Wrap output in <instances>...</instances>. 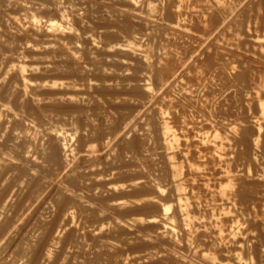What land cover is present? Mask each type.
I'll use <instances>...</instances> for the list:
<instances>
[{
	"label": "rangeland",
	"instance_id": "obj_1",
	"mask_svg": "<svg viewBox=\"0 0 264 264\" xmlns=\"http://www.w3.org/2000/svg\"><path fill=\"white\" fill-rule=\"evenodd\" d=\"M1 1L0 158L11 165L0 173V264H264V0ZM60 8L75 26L48 29ZM19 63L34 77L29 93L10 69ZM232 177L241 185L224 196ZM173 184L190 222L174 235L173 212H160Z\"/></svg>",
	"mask_w": 264,
	"mask_h": 264
},
{
	"label": "bare ground",
	"instance_id": "obj_2",
	"mask_svg": "<svg viewBox=\"0 0 264 264\" xmlns=\"http://www.w3.org/2000/svg\"><path fill=\"white\" fill-rule=\"evenodd\" d=\"M8 1H9V0H8ZM14 1H15V0H14ZM17 1H18V0H16V2H17ZM24 1H25V0H24ZM58 1H59V0H58ZM115 1H116V0H115ZM242 1H243V0H242ZM4 2H6V1H4ZM4 2H3V3H4ZM9 2H10V1H9ZM11 2L13 3V1H11ZM16 2H15V3H16ZM26 2H27V1H26ZM26 2H23V3H26ZM28 2H29V1H28ZM28 2H27V3H28ZM59 2L61 3V0H60ZM137 2H138V1H137ZM179 2H180V0H179ZM193 2H194V1H193ZM199 2H200V1H199ZM0 3L2 4V1H1V0H0ZM20 3H21V2L18 3V6L20 5ZM55 3H56V2H55ZM124 3H125V2H124ZM186 3H187V2H186ZM186 3H185V4H186ZM1 4H0V5H1ZM16 4H17V3H16ZM51 4H52V3H51ZM181 4H182V1H181ZM251 4H252V3H251ZM6 5H7V4H6ZM14 5H15V4L13 3V6H14ZM22 5H23V4H22ZM54 5H55V7H57L56 4H54ZM54 5L52 4V6H54ZM58 5H59V4H58ZM187 5H188V4H187ZM195 5H196V4H195ZM243 5H244V4H243ZM16 6H17V5H16ZM23 6H24V5H23ZM25 6H26V4H25ZM25 6L22 7V10L24 11V13H28V15H31L30 17H31L32 19H31V18H30L31 20L28 19L29 22L33 21V23L35 24V26H36V23H38L37 25H40L39 22L42 21V20H40V19H42V18H41V13H40V15L37 13V12H38V8H37V10H36V8L33 7V6H32V7H26V8H25ZM35 6H36V4H35ZM41 6H42V4H41ZM63 6H64V5H63ZM172 6H173V5H172ZM181 6H183V5H181ZM184 6H185V5H184ZM8 7H9V6H8ZM8 7H7V8H8ZM60 7H61V6H60ZM19 8H20V7H19ZM19 8H18V9H19ZM220 8H221V7H220ZM20 9H21V8H20ZM52 9H54V8H52ZM55 9L57 10L58 8H55ZM62 9H63V8H62ZM62 9L60 8V12L63 14V15H61V16H62V20L60 19L61 17H60V18L58 17V16L60 15L59 13H56V14H55V11H56V10H55V11H52V12H54L55 15H58L57 17H58V19L61 20V23H60V21L57 22L58 19L56 18L57 20H55V22H54V21H50V23H49L48 25H46V26H48V29L55 30L56 28H57V29H58V28L61 29V28H66L67 26H69V25H66V24L63 22V20L66 19L67 15L64 14V12H65L66 9H65V10H62ZM175 9H176V8H175ZM261 9H262V8H261ZM13 10H14V9H13ZM50 10H51V9H50ZM61 10H62V11H61ZM250 10H251V9H250ZM4 11L6 12V10H4ZM18 11H19V10H18ZM25 11H26V12H25ZM29 11H31V13H30ZM44 11H45V10H44ZM58 11H59V10H58ZM252 11H253V10H252ZM41 12H42V11H41ZM248 12H249V11H248ZM0 13H2V11H0ZM18 13H19V12H18ZM24 13H23V14H24ZM47 13H48V12H47ZM49 13H50V12H49ZM49 13H48V15H49ZM66 13H67V12H66ZM69 13H70V12H69ZM176 13H177V12H176ZM15 14H16V13H15ZM43 14H44V13H43ZM45 14H46V13H45ZM54 14L52 13L53 16H54ZM72 14H73V13H72ZM254 14H255V13H254ZM4 15H5V14H4ZM4 15H3V16H4ZM17 15H18V14H17ZM25 15H27V14H24V16H23V17L21 16V17H22L23 19H24V18L26 19L28 15H27V16H25ZM3 16H2V17H3ZM91 16H92V15H91ZM91 16H90V17H91ZM96 16H97V15H96ZM99 16H100V15H99ZM78 17H79V16H78ZM80 17H81V16H80ZM209 17H210V16H209ZM252 17H253V16H252ZM43 18H44V17H43ZM73 18H74V17H73ZM2 19H3V18H2ZM18 19H19V18H18ZM48 19H49V18H48ZM69 19H70V18H69ZM78 19H79V18H78ZM87 19H88V17H87ZM92 19H93V17L91 18V20H92ZM12 21H13V20H12ZM43 21H44V20H43ZM65 21H66V23L68 24L67 19H66ZM74 21H75V20H74ZM74 21H72V22H74ZM21 22H22V19H21ZM29 22H28V23H29ZM70 22H71V21H70ZM70 22H69V23H70ZM75 22H76V21H75ZM75 22H74V24H75ZM26 23H27V22H26ZM47 23H48V22H47ZM85 23H86V22H85ZM216 23H217V22H216ZM253 23H254V22H253ZM30 24L32 25V28H33L34 24H32V23H30ZM30 24H29V25H30ZM64 24L66 25V27H64ZM71 24H72V23H71ZM77 24H78V23H77ZM129 24H130V23H129ZM231 24H232V23H231ZM244 24H245V23H244ZM244 24H243V25H244ZM14 25H15V24H14ZM31 25H30V26H31ZM81 25H82V24H81ZM87 25H88V24H87ZM30 26H28V27H30ZM73 26H75V25H73ZM73 26H69V27H73ZM20 27H21V26H20ZM38 27H39V26H38ZM81 27H82V26H81ZM83 27H84V25H83ZM263 27H264V26H263ZM67 28H68V27H67ZM78 28H79V27H78ZM90 28H91V27H90ZM90 28H89V29H90ZM8 30H9V29H8ZM35 30H36V29H35ZM37 30H39V29L37 28ZM158 30H160V29H158ZM235 30H236V29H235ZM9 31H10V30H9ZM69 31H70V29H69ZM78 31H79V30H78ZM83 31H84V30H83ZM91 31H92V30H91ZM56 32H57V31H56ZM70 32H72V31H70ZM9 33H10V32H9ZM38 33H39V32H38ZM45 33H46V32H45ZM65 33H66V32H65ZM74 33H75V32H74ZM79 33H81V32H79ZM235 33H236V32H235ZM246 33H247V32H246ZM246 33H245V34H246ZM5 34H6V33H5ZM47 34H48V33H47ZM76 34H77V33H75V35H76ZM116 34H117V33H116ZM15 35H17V34H15ZM43 35H45V34L43 33ZM59 35H60V34H59ZM51 36H52V35H51ZM76 36L78 37V35H76ZM90 36H91V35H90ZM108 36H109V35H108ZM124 36H125V35H124ZM136 36H137V35H136ZM239 36H240V34H239ZM239 36H238V37H239ZM4 37H5V36H4ZM4 37H3V38H4ZM6 37H7V36H6ZM16 37H17V36H16ZM62 37H63V36H62ZM154 37H155V35H154ZM157 37H158V36H157ZM234 37H235V36H234ZM234 37H233V38H234ZM260 37H261V36H260ZM66 38H67V37H66ZM74 38H75V37H74ZM82 38H83V37H82ZM99 38H100V37H99ZM86 39H87V37H86ZM95 39H96V38H95ZM237 39H238V38H237ZM21 40H22V39H21ZM73 40H74V39H73ZM112 40H113V39H112ZM115 40H116V39H115ZM148 40H149V39H148ZM154 40H155V39H154ZM159 40H160V39H159ZM261 40H262V39H261ZM10 41H11V40H10ZM14 41H15V40H14ZM51 41H52V40H51ZM79 41H80V38H79ZM79 41H78V42H79ZM92 41H93V40H92ZM106 41H107V40H106ZM155 41H156V40H155ZM52 42H54V41H52ZM70 42H71V41H70ZM73 42H74V41H73ZM75 42H76V40H75ZM80 42H81V41H80ZM84 42H85V41H84ZM251 42H252V41H251ZM13 43H14V42H13ZM97 43H98V42H97ZM99 43H100V42H99ZM135 43H136V42H135ZM151 43H152V42H151ZM154 43H155V42H154ZM154 43H153V44H154ZM6 44H7V43H6ZM8 44H9V43H8ZM19 44H21V43L19 42ZM81 44H82V43H81ZM84 44H85V43H84ZM93 44H94V42H93ZM100 44H101V43H100ZM240 44H241V43H240ZM249 44H250V43H249ZM1 45H2V44H1ZM9 45H11V44H9ZM14 45H15V44H14ZM44 45H45V44H44ZM46 45H47V44H46ZM87 45H88V44H87ZM89 45L92 46V44H89ZM154 45H155V44H154ZM3 46H4V45H3ZM7 46H8V45H7ZM24 46H25V45H24ZM35 46H36V45H35ZM37 46H38V45H37ZM94 46H95V45H94ZM155 46H156V45H155ZM244 46H245V45H244ZM19 47H20V45H19ZM25 47H26V46H25ZM89 47H90V46H89ZM123 47H124V46H123ZM253 47H254V46H253ZM257 47H260V46H257ZM28 48H29V47H27L26 49H28ZM67 48H68V47H67ZM95 48H96V47H95ZM112 48H113V47H112ZM112 48H111V49H112ZM128 48H129V47H128ZM152 48H153V47H152ZM29 49L32 50V48H29ZM29 49H28V50H29ZM33 49H34V46H33ZM37 49H38V48H37ZM70 49H71V48H70ZM87 49H88V48H87ZM96 49H97V48H96ZM131 49H132V48H131ZM154 49H157V48H154ZM247 49H248V48H247ZM9 50H10V49H9ZM85 50H86V49H85ZM88 50H89V49H88ZM88 50H87V51H88ZM120 50H121V49H120ZM132 50H133V49H132ZM252 50H253V49H252ZM6 51H7V50H6ZM6 51H5V52H6ZM20 51H21V50H20ZM154 51H155V50H154ZM154 51H153V52H154ZM156 51H157V50H156ZM5 52H4V53H5ZM24 52H25V51H24ZM28 52H29V51H28ZM31 52H32V51H31ZM34 52H36V51L34 50ZM39 52H40V50H39ZM123 52H124V50H123ZM129 52H130V51H129ZM1 53H2V52H1ZM14 53H15V52H14ZM16 53H17V52H16ZM19 53H20V52H19ZM26 53H27V51H26ZM41 53H42V52H41ZM48 53H49V52H48ZM57 53H58V52H57ZM57 53H56V54H57ZM71 53H72V52H71ZM85 53H87V52H85ZM96 53H97V52H96ZM146 53H148V52H146ZM157 53H158V52H157ZM27 54H28V53H27ZM59 54H60V53H59ZM126 54H127V53H126ZM134 54H135V53H134ZM259 54H260V53H259ZM259 54H258V55H259ZM47 55H48V54H47ZM49 55H50V53H49ZM74 55H75V54H74ZM120 55H121V54H120ZM5 56H7V55H5ZM8 56H10V53H9ZM11 56H12V55H11ZM14 56H15V55H14ZM17 57H19V56H17ZM46 57H48V56H46ZM155 57H156V56H155ZM15 58H16V57H15ZM24 58H25V57H24ZM62 58H63V57H62ZM88 58H89V57H88ZM94 58H95V57H94ZM7 59H8V58H7ZM7 59H6V60H7ZM32 59H33V58H32ZM39 59H40V58H39ZM65 59H66V57H65ZM104 59H105V58H104ZM223 59H224V58H223ZM21 60H22V59H21ZM42 60H43V59H42ZM99 60H100V59H99ZM1 61H2V60H1ZM4 61H5V60H4ZM7 61H8V60H7ZM47 61H48V60H47ZM66 61H67V60H66ZM104 61H105V60H104ZM152 61H153V60H152ZM12 62H13V61H12ZM21 62H22V61H21ZM33 62H34V61H33ZM40 62H41V61H40ZM42 62H43V61H42ZM44 62H46V61H44ZM93 62H94V61H93ZM98 62H99V61H98ZM101 62H102V60H101ZM105 62H106V61H105ZM144 62H145V61H144ZM38 63H39V61L37 62V64H38ZM106 63H107V62H106ZM150 63H151V62H150ZM32 64H33V63H32ZM32 64H31V65H32ZM35 64H36V63H35ZM35 64H34V65H35ZM45 64H46V63H45ZM95 64H96V63H95ZM104 64H105V63H104ZM111 64H112V63H111ZM120 64H121V63H120ZM153 64H154V62H153ZM213 64H214V63H213ZM28 65H29V64H28ZM42 65H43V64H42ZM97 65H98V63H97ZM148 65H149V64H148ZM151 65H152V64H151ZM156 65H158V64H156ZM0 66H1V65H0ZM8 66H9V65H8ZM94 66H95V65H94ZM106 66H107V65H106ZM109 66H110V65H109ZM219 66H220V65H219ZM3 67H4V66H3ZM6 67H7V66H6ZM6 67H5V68H6ZM27 67H28V66H27L26 64H24V63H19L18 65H14V64H13L12 68H10L11 71H12L13 69L16 70L17 74H19V73H20L21 75L24 74V76H21V77H23L24 79H22L21 77H19V78L21 79L22 84H23V86H24V87H23L24 89H22V90H23V91L25 90L26 92H27V90H29V88L34 87V85H33V84H34V80H33L34 77L32 78L31 76L29 77V75H28V76L25 75V74L27 73V72H26ZM42 67H43V66H42ZM44 67H45V66H44ZM78 67H79V66H78ZM110 67H111V66H110ZM142 67H143V66H142ZM155 67H156V66H155ZM5 68H4V69H5ZM113 68H114V67H113ZM140 68H141V67H140ZM156 68H157V67H156ZM227 68H228V67H227ZM119 69H120V68H119ZM119 69H117V70H119ZM151 69H152V68H151ZM100 70H101V69H100ZM107 70H108V69H107ZM158 70H159V68H158ZM234 70H235V69H234ZM6 71H7V69H6ZM28 71H29V70H28ZM47 71H48V70H47ZM96 71H97V70H96ZM109 71H111V70H109ZM159 71H160V70H159ZM159 71H158V72H159ZM3 72H5V71L3 70ZM7 72H8V71H7ZM49 72H50V71H49ZM101 72H103V71H101ZM118 72H119V71H118ZM230 72H231V71H230ZM9 73H10V72H9ZM9 73H8V74H9ZM103 73H104V72H103ZM148 73H149V71H148ZM5 74H6V73H5ZM8 74H7V76H8ZM12 74H13V73H12ZM15 74H16V73H15ZM20 74H19L18 76H20ZM104 74H105V73H104ZM158 74H159V73H158ZM160 74H161V73H160ZM160 74H159V75H160ZM240 74H241V73H240ZM262 74H263V73H262ZM41 75H42V74H41ZM43 75H44V74H43ZM50 75H51V74H50ZM5 76H6V75H5ZM10 76H11V75H10ZM13 76H14V75H13ZM160 76H162V75H160ZM160 76H159V77H160ZM235 76H236V75H235ZM252 76H253V75H252ZM44 77H45V76H44ZM47 77H48V76H47ZM50 77H51V76H50ZM138 77H139V76H138ZM36 78H37V77H36ZM42 78H43V77H42ZM42 78L40 77V79H42ZM237 78H238V77H237ZM20 79H19V80H20ZM37 79H38V78H37ZM43 79H44V78H43ZM45 79H46V78H45ZM137 79H138V78H137ZM161 79H163V78L161 77ZM10 80H12V79H10ZM50 80H51V79H50ZM74 80H75V79H74ZM124 80H125V79H124ZM157 80H158V79H157ZM29 81L32 82V84H31ZM35 81H36V79H35ZM46 81H47V80H46ZM81 81H82V80H81ZM103 81H104V80H103ZM153 81H154V80H153ZM5 82H6V81H5ZM53 82H54V81H53ZM79 82H80V81H79ZM132 82H133V81H132ZM159 82H160V81H159ZM8 83H9V82H8ZM35 83H37V82H35ZM41 83H43V82H41ZM55 83L57 84L58 82H55ZM55 83H53V84H55ZM68 83H69V82H68ZM102 83H103V82H102ZM135 83H136V82H135ZM239 83H240V82H239ZM18 84H19V83H18ZM37 84H38V83H37ZM44 84H45V83H44ZM65 84H66V83H65ZM65 84H64V85H65ZM106 84H108V83H106ZM138 84H139V83H138ZM4 85H5V84H4ZM35 85H36V84H35ZM46 85H47L48 87H49V86H50V87H51V86H55V85L48 84V83H46ZM57 85H58V84H57ZM131 85H132V84H131ZM141 85H142V84H141ZM7 86H8V85H7ZM47 86H46V87H47ZM79 86H80V85H79ZM119 86H120V85H119ZM10 87H11V86H10ZM10 87H8V88H10ZM20 87H21V86H20ZM37 87H38V85H37ZM37 87H36V89H37ZM63 87H64V86H63ZM65 87H66V85H65ZM100 87H101V86H100ZM259 87H261V88L263 87V89H264V80L261 81V84H259ZM0 88H1V87H0ZM5 88H6V87H5ZM38 89H39V88H38ZM67 89H68V88H67ZM102 89H103V88H102ZM132 89H133V88H132ZM6 90H7V89H5V91H6ZM13 90H14V89H13ZM44 90H45V89H44ZM103 90H104V89H103ZM128 90H129V89H128ZM235 90H236V89H235ZM260 90H261V89H260ZM2 91H3V90H2ZM8 91H9V90H8ZM11 91H12V90H11ZM20 91H21V90H20ZM41 91L43 92V90H41ZM67 91H68V90H67ZM123 91H124V90H123ZM134 91H135V90H134ZM6 92H7V91H6ZM12 92H13V91H12ZM147 92H149V91H147ZM262 92H263V91H262ZM15 93H16V92H15ZM15 93H13V94H15ZM17 93H18V92H17ZM17 93H16V94H17ZM27 93H29V92H27ZM30 93H31V92H30ZM39 93H40V92H39ZM52 93H53V92H52ZM54 93H55V92H54ZM123 93H124V92H123ZM157 93H158V92H157ZM0 94H1V93H0ZM10 94H11V93H10ZM19 94H20V93H19ZM31 94H32V93H31ZM31 94H29V95H31ZM37 94H38V93H37ZM42 94H43V93H42ZM55 94H56V93H55ZM116 94H117V93H116ZM120 94H121V93H120ZM38 95H39V94H38ZM109 95H110V94H109ZM126 95H127V94H126ZM148 95H149V94H148ZM262 95H263V94H262ZM262 95H261V96H262ZM18 96H19V95H18ZM22 96H23V95H22ZM22 96H21V98H22ZM25 96H27L26 93H25ZM32 96H33V95H32ZM49 96H50V95H49ZM113 96H114V95H113ZM35 97H37V98H36V101H37V100H38V96L35 95ZM53 97H54V96H53ZM73 97H74V96H73ZM173 97H174V96H173ZM252 97H253V96H252ZM3 98H4V96H3ZM16 98H17V97H16ZM21 98H20V99H21ZM30 98H31V97H30ZM30 98H29V99H30ZM32 98H33V97H32ZM39 98H40V97H39ZM115 98H116V97H115ZM138 98H139V97H138ZM13 99H14V98H13ZM26 99H27V97H26ZM46 99H47V98H46ZM136 99H137V98H136ZM139 99H140V98H139ZM259 99H260V98H259ZM33 100H34V99H33ZM39 100H40V99H39ZM39 100H38V101H39ZM51 100H52V99H51ZM53 100H54V99H53ZM68 100H69V99H68ZM88 100H89V99H88ZM125 100H126V98H125ZM157 100H158V99H157ZM249 100H250V99H249ZM20 101H21V100H20ZM38 101H37V103L40 104V101H39V102H38ZM41 101H43L42 98H41ZM47 101H48V99H47ZM139 101H140V100H139ZM250 101H251V100H250ZM32 102H34V101H32ZM32 102H31V103H32ZM68 102H69V101H68ZM154 102H155V101H154ZM258 102L261 103V108H262V111H263L262 116H263V115H264V99H263V101H262V99H260V101H258ZM5 103H6V102H4V104H1V108H3V106H5V107L3 108V109H5V110L7 109L6 107H9L8 109L12 108V104H13V103L10 104L11 102H8L7 105H6ZM18 103H19V102H18ZM22 103H23V102H22ZM27 103H28V102H27ZM37 103H36V104H37ZM132 103H133V102H132ZM168 103H169V102H168ZM217 103H218V102H217ZM9 104L11 105V107H10ZM23 104H24V103H23ZM45 104H46V103H45ZM59 104H60V103H59ZM71 104H72V103H71ZM258 104H259V103H258ZM13 105H14V104H13ZM40 105H41V104H40ZM48 105H51V106H52V104H48ZM53 105H54V104H53ZM57 105H58V104H57ZM57 105H56V106H57ZM125 105H126V104H125ZM26 106H27V105H25V108H26ZM58 106H59V105H58ZM63 106H64V105H63ZM132 106H134V105H132ZM170 106H171V105H170ZM33 107H34V105H33ZM41 107H42V106H41ZM49 107H50V106H49ZM122 107H123V106H122ZM259 107H260V106H259ZM14 108H15V107H14ZM46 108H47V107H46ZM120 108H121V107H120ZM142 108H143V107H142ZM217 108H218V107H217ZM16 109H17V108H15V110H16ZM59 109H60V108H59ZM81 109H82V108H81ZM13 110H14V109H10L11 112H15V113H16V111H18V109H17L16 111H15V110L13 111ZM24 110H26V109H24ZM24 110H23V111H24ZM37 110H39V109H37ZM52 110H53V109H52ZM127 110H128V109H127ZM245 110H246V109H245ZM19 111H20V110H19ZM19 111H18V112H19ZM21 111H22V110H21ZM43 111H44V108H43ZM43 111H42V112H43ZM48 111H49V110H48ZM58 111H59V110H57V111L53 110V111H51L50 113L48 112V113H49L48 116H49L50 118L54 119V118L58 117V116L61 114L60 117H62L64 112H63V113H60L61 110H60L59 112H58ZM118 111H119V110H118ZM130 111H131V110H130ZM7 112H8V110H7ZM11 112H10V113H11ZM18 112H17V113H18ZM30 112H31V111H30ZM42 112H41V113H42ZM44 112H45V111H44ZM154 112H155V111H154ZM17 113H16V114H17ZM24 113H25V112H24ZM35 113H37V112H35ZM38 113H39V112H38ZM53 113H55V114H53ZM120 113H121V112H120ZM123 113H124V112H123ZM29 114H30V113H29ZM43 114H45V113H43ZM80 114H81V113H80ZM96 114H97V113H96ZM129 114H130V113H129ZM9 115H10V114H9ZM46 115H47V114H46ZM46 115H45V116H46ZM5 116H7V115H5ZM10 116H11V115H10ZM13 116H14V113H13ZM13 116H12V117H13ZM16 116H17V115H16ZM35 116H36V114H35ZM40 116H42V115H40ZM145 116H146V115H145ZM154 116H155V115H154ZM42 117H44V116H42ZM42 117H40V118H42ZM129 117H130V116H129ZM175 117H176V116H175ZM38 118H39V117H38ZM63 118H64V117L61 118L62 121H64L65 118H69V116L65 117L64 119H63ZM9 119H10V118H9ZM13 119H14V118H13ZM43 119H44V120H41V121H44V123L46 124L48 121H47V122H45V121H46L48 118H47V119H46V118H43ZM45 119H46V120H45ZM56 119H58V118H56ZM33 120H34V119H33ZM59 120H60V119H59ZM130 120H131V119H130ZM260 120H261V119H260ZM16 121H17V120H16ZM31 121H32V120H31ZM31 121H30V123H34L33 121H32V122H31ZM65 121H68V120L66 119ZM69 121H70V119H69ZM36 122H37V121H36ZM71 122H72V121H71ZM76 122H77V121H76ZM79 122H80V121H79ZM17 123L19 124V121H18ZM17 123L15 122L16 125H18ZM51 123H52V122H51ZM67 123H68V122H67ZM67 123H66V124H67ZM72 123H73V122H72ZM244 123H245V122H244ZM4 124H5V123H4ZM9 124H10V123H9ZM34 124H35V123H34ZM47 124H48V123H47ZM52 124H53V123H52ZM251 124H252V123H251ZM19 125H20V124H19ZM31 125H32V124H31ZM36 125H37V124H36ZM64 125H65V124H64ZM68 125L70 126V124H68ZM119 125H120V124H119ZM11 126L13 127V125H11ZM14 126H15V125H14ZM21 126H23V123H21ZM39 126H41V125L39 124ZM61 126H62V124H61ZM65 126H66V125H65ZM145 126H146V125H145ZM6 127H7V126H6ZM23 127H24V126H23ZM31 127H32V126H31ZM56 127H57V126H56ZM62 127H63V126H62ZM263 127H264V126H263ZM15 128H17V127H15ZM24 128L27 129L26 125H25ZM36 128H37V127H36ZM156 128H157V126H156ZM156 128H155V129H156ZM161 128H162V130H161V129L158 130V132H160V133H161V131H163V126H162ZM8 129H9V127H8ZM20 129H22V127H20ZM54 129H55V128H54ZM74 129H75V128H74ZM155 129H154V130H155ZM18 130H19V129H18ZM49 130H50V129H49ZM82 130H83V129H82ZM88 130H89V129H88ZM148 130H149V129H148ZM243 130H244V129H243ZM243 130H242V131H243ZM16 131H17V130H15L14 133H16ZM20 131H21V130H20ZM30 131H31V130H30ZM213 131H214V130H213ZM0 132H1V131H0ZM24 132L26 133V131H24ZM28 132H29V131H28ZM82 132H83V131H82ZM3 133H4V132H3ZM19 133H20V132H19ZM31 133H32V132H31ZM31 133H30V134H31ZM34 133H35V132H34ZM53 133H54V132H53ZM110 133H111V132H110ZM261 133H262V132H261ZM30 134L28 133L27 136L30 137V136H29ZM35 134H37V133H35ZM78 134H79V133H78ZM80 134H81V133H80ZM162 134H163V133H162ZM162 134H161V135H162ZM247 134H248V133H247ZM257 134H258V133H257ZM3 135H4V134H3ZM7 135H8V133H7ZM55 135H56V134H55ZM93 135H94V134H93ZM155 135H156V134H155ZM9 136H10V135H9ZM9 136H8V137H9ZM24 136H25V135H24ZM27 136H26L25 138H27ZM31 136H32V135H31ZM82 136H83V135H82ZM17 137H18V136H17ZM22 137H23V136H22ZM52 137H53V136H52ZM86 137H87V135H86ZM90 137H91V136H90ZM92 137H93V136H92ZM113 137H114V136H113ZM156 137H157V136H156ZM32 138H34V137H32ZM65 138H66V137H65ZM104 138H105V137H104ZM23 139H24V138H23ZM66 139H67V138H66ZM157 139H158V138H157ZM16 140H17V138H16ZM31 140H32V139H31ZM131 140H132V139H131ZM133 140H134V139H133ZM236 140H237V139H236ZM29 141H30V140H29ZM117 141H118V140H117ZM135 141H136V140H135ZM156 141H157V140H156ZM165 141H166V140H165ZM176 141H177V140H176ZM26 143H27V142H26ZM113 143H114V142H113ZM258 143H259V142H258ZM5 144H6V143H5ZM19 144H20V143H19ZM233 144H234V143H233ZM9 145H10V143H9ZM14 145H15V144H14ZM14 145H13V146H14ZM169 145H170V144H169ZM257 145H258V144H257ZM24 146H26V145H24ZM77 146H78V145H77ZM228 146H229V145H228ZM14 147H15V146H14ZM58 147H59V145H58ZM60 147H61L62 149L64 148V146H62L61 144H60ZM60 147H59V148H60ZM175 147H176V146H175ZM55 148H56V147H55ZM61 148H60V149H61ZM72 148H73V147H72ZM122 148H123V147H122ZM16 149H17V148H16ZM20 149H21V148H20ZM25 149H26V148H25ZM216 149H217V148H216ZM252 149H253V148H252ZM28 150H29V149H28ZM38 150H39V149H38ZM56 150H57V149H56ZM218 150H219V149H218ZM246 150H247V149H246ZM17 151H18V150H17ZM20 151H21V150H20ZM263 151H264V150H263ZM68 152H69V151H68ZM117 152H118V151H117ZM139 152H140V151H139ZM44 153H45V152H44ZM47 153H48V152H47ZM59 153H60V152H59ZM120 153H121V152H120ZM160 153H161V152H160ZM45 154H46V153H45ZM131 154H132V152H131ZM243 154H244V153H243ZM46 155H47V154H46ZM46 155H45V156H46ZM48 155H49V154H48ZM0 157H2V156H0ZM178 157H179V156H178ZM61 158H62V157H61ZM65 158H66V157H65ZM123 158H124V157H123ZM62 159H63V158H62ZM66 159H67V158H66ZM128 159H129V158H128ZM111 160H112V159H111ZM5 161H6V160H4V158H2V159L0 158V173L3 172L2 168L6 167L7 165H9V166L11 165V164H7V165H6V164H5ZM124 162H125V161H124ZM134 162H135V161H134ZM3 163L5 164V166H4ZM6 163H7V162H6ZM125 163H126V162H125ZM2 164H3V165H2ZM115 164H116V163H115ZM122 164H123V163H122ZM162 164H163V163H162ZM48 165H49V164H48ZM130 165H131V164H130ZM135 165H136V164H135ZM135 165H134L133 167H135ZM3 166H4V167H3ZM149 166H151V165H149ZM245 166H246V165H245ZM250 166H251V165H250ZM14 167H15V166H14ZM14 167H13V168H14ZM139 167H140V166H139ZM158 167H159V165H158ZM137 168H138V167H137ZM156 168H157V167H156ZM184 168H185V167H184ZM168 169H169V168H168ZM236 170H237V169H236ZM135 171H136V170H135ZM141 171H142V170H141ZM22 172H23V171H22ZM132 172H133V171H132ZM160 172H161V171H160ZM223 172H224V171H223ZM253 172H254V171H253ZM228 173H229V172H228ZM231 173H232V172H231ZM233 173H234V172H233ZM27 174H28V173H27ZM121 174H122V173H121ZM141 174H142V173H141ZM165 174H166V173H165ZM165 174H163V175H165ZM229 174H230V173H229ZM18 175H19V174H18ZM163 175H162V176H163ZM221 175H222V174H221ZM230 175H231V174H230ZM230 175H229V176H230ZM233 175H234V174H233ZM233 175H232V176H233ZM10 176H11V175H10ZM108 177H109V176H108ZM259 177H260V176H259ZM22 178H23V177H22ZM33 178H34V177H33ZM97 178H98V177H97ZM223 178H224V177H223ZM253 178H254V177H253ZM141 179H142V178H141ZM229 179H230V178H229ZM233 179H234V177L231 178V180H230L231 183H229L230 181L228 182L229 185H227L228 183L226 184L227 186H225V191H224V188H223L222 191H224V192H223L224 196H225V195H226V196H227V195H229V196L232 195L231 193H233L234 190H235V189H238V186L241 185V183L238 184V182H235V181H238V179L235 178V179H236V180H234L235 183L233 182ZM144 180H145V179H144ZM198 180H199V179H198ZM223 180H224V179H223ZM225 180H226V179H225ZM225 180H224V182H225ZM86 181H87V180H86ZM149 181H150V180H149ZM171 181H172V180H171ZM145 183H146V182H145ZM185 183H186V182H185ZM204 183H205V182H204ZM221 183H222V182H221ZM225 183H226V182H225ZM19 184H20V183H19ZM29 184H30V183H29ZM33 184H34V182H33ZM36 184H37V183H36ZM36 184H34V185L36 186ZM108 184H109V183H108ZM114 184H115V183H114ZM135 184H136V183H135ZM141 184H142V183H141ZM178 184H179V183H178ZM249 184H250V183H249ZM6 185H7V184H6ZM21 185H22V184H21ZM37 185H38V184H37ZM39 185H40V184H39ZM137 185H139V184H137ZM173 185H175V184H173ZM187 185H188V184H187ZM224 185H225V184H224ZM18 186H19V185H18ZM190 186H191V185H190ZM192 186H193V185H192ZM217 186H218V185H217ZM242 186H243V184H242ZM244 186H245V184H244ZM262 186H263V185H262ZM19 187H20V186H19ZM41 187H42V186H41ZM152 187H153V186H152ZM222 187H223V186H222ZM240 187H241V186H240ZM20 188H21V187H20ZM159 188H160V187H159ZM146 189H147V188H146ZM173 189H174L173 192H176V197H175L174 199L172 198L173 201H174L173 205L171 204V205H172V206H171V205H165V204H163V206H161V208H162V207H163V208H162V210H160V212H161V214L169 213L168 211L173 212V213L170 212V213L172 214V216H171V218H170V221H172V220L175 221L176 225H175V227L173 226V227H174V228L172 229L173 231H170V232H172V234L174 235V234L176 233V231H185V230H183V227H184V226H185V227L187 226V227L189 228L188 225H189L190 222H189V221L186 222V220H185V222H183V221H182L183 219L181 220V218H184V217L186 216V215H185L186 213H183V208H184V207H187V206H186V204L184 203V201H183L182 199H180V196H181V195L179 194L180 186L175 185ZM221 189H222V188H221ZM240 189H242V188H240ZM243 189H245V188H243ZM7 190H8V189H7ZM18 190H19V189H18ZM164 190H165V189H164ZM219 190H220V189H219ZM253 190H254V188H253ZM19 191H20V190H19ZM34 191H35V190H34ZM41 191H43V190H41ZM135 191H136V190H135ZM154 191H155V190H154ZM157 191H158V190H157ZM194 191H195V190H194ZM240 191H241V190H240ZM240 191H239V192H240ZM7 192H8V191H7ZM9 192L11 193V191H9ZM9 192H8V193H9ZM144 192H145V190H144ZM147 192H148V191H147ZM155 192H156V191H155ZM159 192H160V191H159ZM168 192H169V191H168ZM219 192H220V191H219ZM235 192H236V191H235ZM237 192H238V190H237ZM254 192H255V191H254ZM8 193H7V194H8ZM29 193H30V192H29ZM164 193H165V191H164ZM33 194H34V193H33ZM36 194H37V193H36ZM103 194H104V193H103ZM103 194H102V195H103ZM174 194H175V193H174ZM183 194H184V193H183ZM223 194H221V195H223ZM163 195H164V194H163ZM169 195H170V194H169ZM216 195H217V194H216ZM235 195H236V194H235ZM7 196L9 197L10 195L8 194V195H6L5 197H7ZM12 196H13V195H12ZM16 196H17V195H16ZM33 196H34V195H33ZM117 196H118V195H117ZM172 196H173V194H172ZM242 196H243V194H242ZM247 196H248V195H247ZM251 196H252V195H251ZM14 197H15V196H14ZM14 197H13V198H14ZM21 197H22V196H21ZM37 197H38V196H37ZM103 197H104V196H103ZM114 197H116V196H114ZM121 197H122V196H121ZM138 197H139V196H138ZM141 197H142V196H141ZM159 197H160V196H159ZM169 197H170V196H169ZM202 197H203V196H202ZM231 197H232V196H231ZM237 197H238V196H237ZM13 198L11 197V199H13ZM24 198H25V197H24ZM24 198H23V199H24ZM26 198H27V197H26ZM32 198H33V197H32ZM32 198H31V200H32ZM60 198H61V197H60ZM139 198H140V197H139ZM150 198H151V197H150ZM152 198H153V197H152ZM252 198H253V197H252ZM6 199H7V198H6ZM8 199H9V198H8ZM23 199H22V200H23ZM128 199H129V198H128ZM145 199L147 200V198H145ZM183 199H185V198H183ZM226 199H227V198H226ZM240 199H242V198H240ZM123 200H124V199H123ZM135 200H136V199H135ZM200 200H201V199H200ZM238 200H239V199H238ZM256 200H257V199H256ZM258 200H259V199H258ZM3 201H4V200H3ZM16 201H17V200H16ZM110 201H111V200H110ZM149 201H150V200H149ZM186 201H187V199H186ZM29 202H30V201H29ZM32 202H33V201H32ZM32 202H31V203H32ZM131 202H132V201H131ZM134 202H135V201H134ZM134 202H133V204H134ZM151 202H152V201H151ZM21 203H22V202H21ZM31 203H30V204H31ZM103 203H104V202H103ZM123 203H124V202H123ZM139 203H140V202H139ZM139 203H137V204H139ZM143 203H144V201H143ZM156 203H157V202H156ZM160 203H161V202H160ZM188 203H189V202H188ZM250 203H251V202H250ZM255 203H256V202H255ZM8 204H10V202H9ZM27 204H28V203H27ZM121 204H122V203H121ZM124 204H125V203H124ZM133 204H132V207H133ZM161 204H162V203H161ZM235 204H236V203H235ZM241 204H242V203H241ZM3 205H4V204H3ZM19 205H20V204H19ZM22 205H23V203H22ZM125 205H126V204H125ZM130 205H131V204H130ZM149 205H150V204H149ZM159 205H160V204H159ZM0 206H1V205H0ZM10 206H11V205H10ZM76 206H77V205H76ZM81 206H82V205H81ZM121 206H122V205H121ZM135 206H136V205H135ZM244 206H247V205H244ZM11 207H12V206H11ZM82 207H83V206H82ZM117 207H118V206H117ZM128 207H129V206H128ZM221 207H222V206H221ZM221 207H220V208H221ZM259 207H260V206H259ZM262 207H263V206H262ZM16 208H17V207H16ZM25 208H26V207H25ZM27 208H28V207H27ZM118 208H119V207H118ZM124 208H125V207H124ZM138 208H139V207H138ZM187 208H188V207H187ZM242 208H243V207H242ZM260 208H261V207H260ZM6 209H7V207H6ZM6 209H5V210H6ZM12 209H13V207L11 208V210H12ZM75 209H76V208H75ZM218 209H219V208H218ZM7 210H8V209H7ZM7 210H6V211H7ZM11 210H10V211H11ZM125 210H127V209H125ZM157 210H158V208H157ZM216 210H217V209H216ZM243 210H244V209H243ZM243 210H242V211H243ZM247 210H249L248 212L250 213L251 208H250V209L247 208ZM255 210H256V209H255ZM13 211H14V210H13ZM22 211H23V210H22ZM122 211H123V210H122ZM244 211H245V210H244ZM18 212H19V211H18ZM82 212H83V211H82ZM118 212H119V211H118ZM125 212H126V211H125ZM125 212H124V213H125ZM188 212H189V211H188ZM226 212H227V211H226ZM245 212H247V211H245ZM245 212H244V213H245ZM5 213H6V212H5ZM5 213H4V214H5ZM88 213H89V211H88ZM251 213H252V212H251ZM74 214H75V213H74ZM74 214H73V215H74ZM76 214H77V213H76ZM134 214H135V213H134ZM220 214H222V213H220ZM225 214H226V213H225ZM233 214H234V213H233ZM242 214H243V213H242ZM245 214H246V213H245ZM258 214H259V212H258ZM13 215H14V214H13ZM123 215H124V214H123ZM131 215H132V214H131ZM131 215H130V216H131ZM167 215H168V214H167ZM169 215H170V214H169ZM251 215H252V214H251ZM0 216H1V215H0ZM18 216H19V215H18ZM84 216H85V214H84ZM87 216H88V215H87ZM165 216H166V215H165ZM216 216H217V215H216ZM249 216H250V215H249ZM13 217H14V216H13ZM125 217H127V216H125ZM151 217H153V216H151ZM167 217H169V216H167ZM188 217H189V215H188ZM236 217H237V216H236ZM247 217H248V216H247ZM3 218H5V217H3ZM74 218H75V217H74ZM160 218H161V216H160ZM223 218H224V217H223ZM226 218H227V217H226ZM234 218H235V217H234ZM245 218H246V217H245ZM248 218H249V217H248ZM1 219H2V218H1ZM14 219H15V218H14ZM60 219H61V218H60ZM83 219H84V218H83ZM86 219H87V218H86ZM156 219H157V218H156ZM171 219H172V220H171ZM184 219H186V218H184ZM252 219H253V218H252ZM52 220H53V219H52ZM166 220H167V219H166ZM166 220H164V221H166ZM190 220H191V219H190ZM194 220H195V218H194ZM237 220H238V217H237ZM246 220H247V219H246ZM49 221H50V220H49ZM56 221H57V220H56ZM80 221H81V219H80ZM92 221H93V220H92ZM168 221H169V220H168ZM173 221H172V222H173ZM232 221H233V220H232ZM38 222H39V221H38ZM38 222H37V223H38ZM82 222H84V221L82 220ZM194 222H195V221H194ZM194 222H191V223H194ZM239 222H240V221H239ZM2 223H3V222H2ZM39 223H40V222H39ZM54 223H55V221H54ZM54 223H53V224H54ZM78 223H79V222H78ZM92 223H93V222H92ZM164 223H165V222H164ZM230 223H231V222H230ZM235 223H236V222H235ZM248 223H249V222H248ZM250 223H251V222H250ZM46 224L48 225V223H46ZM98 224H99V223H98ZM151 224H152V223H151ZM171 224H174V223H171ZM171 224H170V225H171ZM197 224H199V223H197ZM207 224H208V223H207ZM233 224H234V223H233ZM2 225H3V224H2ZM2 225H0V228H1ZM37 225H38V224H37ZM56 225H57V224H56ZM93 225H94V223H93ZM119 225H121V224H119ZM152 225H153V224H152ZM160 225H162V224H160ZM192 225H193V224H192ZM35 226H36V225H35ZM51 226H52V225H51ZM58 226H59V225H58ZM60 226H61V225H60ZM91 226H92V225H91ZM156 226H157V225H156ZM177 226H179L180 229H182V230H177ZM219 226H220V225H219ZM221 226H222V225H221ZM231 226H232V225H231ZM237 226H238V225H237ZM237 226H236V227H237ZM252 226H253V225H252ZM33 227H34V226H33ZM39 227H40V226H39ZM44 227H45V225H44ZM44 227H43V228H44ZM46 227L49 228L48 226H46ZM56 227H57V226H56ZM64 227H65V226H64ZM78 227H79V226H78ZM86 227H87V226H86ZM118 227H119V226H118ZM118 227H117V228H118ZM181 227H182V228H181ZM187 227H186V228H187ZM196 227H197V225H196ZM206 227H207V226H206ZM2 228H3V227H2ZM9 228H10V227H9ZM47 228H46V230H47ZM92 228H93V227H92ZM156 228H157V227H156ZM167 228H168V227H167ZM169 228H170V227H169ZM224 228H225V227H224ZM239 228H240V227H239ZM244 228H245V227H244ZM251 228H252V227H251ZM62 229H63V228H62ZM89 229H90V228H89ZM96 229H97V228H96ZM151 229H152V228H151ZM190 229H191V228H190ZM55 230H56V229H55ZM87 230H88V229H87ZM87 230H86V231H87ZM227 230H228V229H227ZM257 230H258V229H257ZM3 231H4V230H3ZM124 231H125V230H124ZM219 231H222V229L220 228ZM237 231H238V230H237ZM43 232H44V230H43ZM48 232H50V230H49ZM57 232H58V231H57ZM69 232H70V231H69ZM78 232H79V231H78ZM87 232H89V231H87ZM122 232H123V231H122ZM167 232H168V231H167ZM185 232H186V231H185ZM192 232H193V231H192ZM246 232H247V231H246ZM92 233H93V232H92ZM125 233H126V232H125ZM186 233H187V232H186ZM238 233H239V232H238ZM32 234H33V233H32ZM39 234H40V233H39ZM51 234H52V233H51ZM60 234H61V233H60ZM71 234H72V233H71ZM89 234H90V233H89ZM172 234H171V235H172ZM179 234H181V233H179ZM182 234H183V232H182ZM219 234H220V233H219ZM260 234H262V233H260ZM65 235H66V234H65ZM65 235H64L63 237H65ZM73 235H74V234H73ZM164 235H165V234H164ZM176 235H177V234H176ZM184 235H185V233H184ZM187 235H189V234H187ZM187 235H185V236H187ZM224 235H225V234H224ZM243 235H244V234H243ZM47 236H49V235H47ZM68 236H69V235H68ZM177 236H178V235H177ZM181 236H182V235H181ZM181 236H179V237H181ZM38 237H39V235H38ZM55 237H56V236H55ZM118 237H119V236H118ZM127 237H128V236H127ZM136 237H137V236H136ZM170 237H171V236H170ZM174 237H175V236H174ZM179 237H178V238H179ZM187 237H188V236H187ZM187 237H186V240H187ZM30 238H31V237H30ZM50 238H51V235H50ZM70 238H71V237H70ZM70 238H69V239H70ZM72 238H73V237H72ZM81 238H82V237H81ZM125 238H126V237H125ZM242 238H243V237H242ZM36 239H37V238H36ZM36 239H35V241H38V240H36ZM53 239H54V237H53ZM123 239H124V238H123ZM135 239H136V238H135ZM188 239H190V240H189V244H190L191 238L188 237ZM237 239H238V238H237ZM250 239H251V238H250ZM0 240H1V239H0ZM50 240H51V239H50ZM62 240H63V239H62ZM76 240H78V239H76ZM131 240H132V239H131ZM137 240H138V239H137ZM48 241H49V239H48ZM60 241H61V240H60ZM121 241H122V240H121ZM126 241H127V240H126ZM173 241H174V240H173ZM182 241H183V240H182ZM235 241H236V240H235ZM32 242H33V241H32ZM32 242H31V243H32ZM58 242H59V241H58ZM63 242H64V241H63ZM68 242H69V241H68ZM117 242H119V241H117ZM174 242H175V241H174ZM237 242H238V241H237ZM34 243H35V242H34ZM69 243H70V242H69ZM79 243H81V242H79ZM183 243H184V242H183ZM185 243H186V242H185ZM72 244H74V243H72ZM176 244H177V243H176ZM230 244H231V243H230ZM246 244H247V243H246ZM23 245H24V243H23ZM26 245H27V244H26ZM187 245H188V244H187ZM187 245H185V246H187ZM225 245H226V244H225ZM241 245H242V243H241ZM35 246H36V244H35ZM35 246H34V247H35ZM72 246H73V245H72ZM78 246H79V245H78ZM219 246H220V245H219ZM233 246H234V245H233ZM249 246H250V245H249ZM75 247H76V246H75ZM240 248H241V247H240ZM25 249H26V248H25ZM179 249H180V248H179ZM244 249H245V248H244ZM21 250H22V249H21ZM221 250H222V249H221ZM225 250H226V249H225ZM235 250H236V249H235ZM253 250H255V249H253ZM257 250H258V249H257ZM259 250H260V249H259ZM261 250H262V249H261ZM17 251H18V250H17ZM134 251H135V250H134ZM242 251H243V250H242ZM21 252H22V251H21ZM47 252H48V251H47ZM136 252H137V251H136ZM235 252H236V251H235ZM18 253H19V251H18ZM26 253H28V252H26ZM34 253H35V252H34ZM41 253H42V252H41ZM28 254H29V253H28ZM35 254L37 255V253H35ZM35 254H34V255H35ZM234 254H235V253H234ZM256 254H258V253H256ZM19 255H20V253H19ZM44 255H45V254H44ZM44 255H43V256H44ZM246 255H247V254H246ZM25 256H26V255H25ZM28 256H29V255H28ZM32 256H33V255H32ZM32 256H31V257H32ZM140 256H141V255H140ZM243 256H244V253H243ZM17 257H18V256H17ZM33 257H35V256H33ZM44 257H45V256H44ZM209 257H210V256H209ZM23 258H24V257H23ZM26 258H27V257H26ZM141 258H143V257H141ZM210 258H211V257H210ZM214 258H215V256H214ZM247 258H248V257H247ZM257 258H258V257H257ZM16 259H17V258H16ZM20 259H21V258H20ZM27 259H28V258H27ZM33 259H35V258H33ZM134 259H135V258H134ZM216 259H217V258H216ZM38 260H39V259H38ZM262 260H263V259H262ZM19 261H20V260H19ZM32 261H33V260H32ZM35 261H37V260H35ZM209 261H212V260L210 259ZM214 261H215V260H213V262H214ZM253 261H254V259H253ZM257 261H258V260H257ZM263 261H264V260H263ZM40 262H41V261H40ZM52 262H53V261H52ZM61 262H62V261H61ZM189 262H190V261H189ZM213 262H212V263H213ZM35 263H36V262H35ZM185 263H186V262H185ZM220 263H221V262H220ZM259 263H260V262H259ZM71 264H72V263H71ZM191 264H192V263H191ZM257 264H258V263H257Z\"/></svg>",
	"mask_w": 264,
	"mask_h": 264
}]
</instances>
